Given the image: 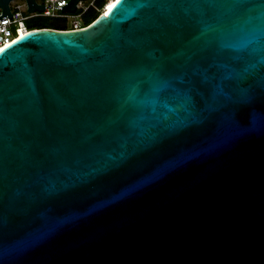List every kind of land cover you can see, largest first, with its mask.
Masks as SVG:
<instances>
[{"label":"water","instance_id":"obj_1","mask_svg":"<svg viewBox=\"0 0 264 264\" xmlns=\"http://www.w3.org/2000/svg\"><path fill=\"white\" fill-rule=\"evenodd\" d=\"M190 2L115 0L83 28L0 49L3 264H264L259 54L231 53L256 67L198 119L151 111L153 65L196 34ZM247 16L228 39L264 27V8Z\"/></svg>","mask_w":264,"mask_h":264},{"label":"snow or ice","instance_id":"obj_2","mask_svg":"<svg viewBox=\"0 0 264 264\" xmlns=\"http://www.w3.org/2000/svg\"><path fill=\"white\" fill-rule=\"evenodd\" d=\"M142 2L147 4L156 0ZM189 5L193 6L197 17L196 34L184 41L174 59L161 58L150 73L153 81L149 100L151 111L155 113L159 105L166 110L162 114L165 118L168 113L180 114L183 119L173 124L181 125L214 110L223 100L225 88L233 86L255 69L254 63L246 61L238 70L232 63L235 57L231 53L245 50L258 53L264 66L260 44L264 27L251 26L243 38H227L235 22L242 20L250 24L247 11L264 8V0H191ZM135 96L136 90H133L126 99L132 101ZM0 264H3L2 253Z\"/></svg>","mask_w":264,"mask_h":264},{"label":"built area","instance_id":"obj_3","mask_svg":"<svg viewBox=\"0 0 264 264\" xmlns=\"http://www.w3.org/2000/svg\"><path fill=\"white\" fill-rule=\"evenodd\" d=\"M37 4H43L41 10H26L25 0H9L7 3L10 16L0 18V49L6 44L16 39L20 32H26V20L35 16L60 17L65 20V25L59 30H75L80 29L89 24L84 20L83 15L90 10L95 15L102 12V8L107 0H77L74 3L72 11L60 10L59 5L65 3L66 0H34Z\"/></svg>","mask_w":264,"mask_h":264},{"label":"trees","instance_id":"obj_4","mask_svg":"<svg viewBox=\"0 0 264 264\" xmlns=\"http://www.w3.org/2000/svg\"><path fill=\"white\" fill-rule=\"evenodd\" d=\"M97 15L93 14L91 12V15L87 21L91 22ZM36 17H43V16H35L32 17L28 20H26L25 25L27 28L32 29V28H52V29H62L64 27V23L62 22H57V21H51L49 24H45L42 22H36L33 20V18Z\"/></svg>","mask_w":264,"mask_h":264},{"label":"rangeland","instance_id":"obj_5","mask_svg":"<svg viewBox=\"0 0 264 264\" xmlns=\"http://www.w3.org/2000/svg\"><path fill=\"white\" fill-rule=\"evenodd\" d=\"M90 15H91V12L89 10L83 15L84 20H88ZM33 20L36 21V22H42V23H45V24H49L51 21H57V22H62L65 25V20L63 18H60V17L43 16V17L33 18Z\"/></svg>","mask_w":264,"mask_h":264},{"label":"bare ground","instance_id":"obj_6","mask_svg":"<svg viewBox=\"0 0 264 264\" xmlns=\"http://www.w3.org/2000/svg\"><path fill=\"white\" fill-rule=\"evenodd\" d=\"M114 2H115V0H107V1L105 2V5H104L103 8H102V12H103V14L106 13V12L109 10V8L112 6V4H113ZM22 34H23V32H20L18 36H21Z\"/></svg>","mask_w":264,"mask_h":264}]
</instances>
